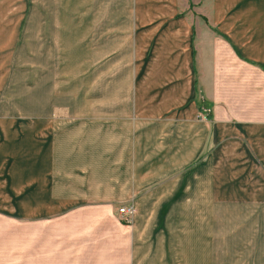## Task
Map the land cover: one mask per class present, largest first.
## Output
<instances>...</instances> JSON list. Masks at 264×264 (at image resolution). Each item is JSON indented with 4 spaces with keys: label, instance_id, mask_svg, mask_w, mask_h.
Wrapping results in <instances>:
<instances>
[{
    "label": "crops",
    "instance_id": "crops-1",
    "mask_svg": "<svg viewBox=\"0 0 264 264\" xmlns=\"http://www.w3.org/2000/svg\"><path fill=\"white\" fill-rule=\"evenodd\" d=\"M55 1L36 26L71 23ZM135 1L125 87L108 65L41 97L36 70L29 114L0 112V264H264V0Z\"/></svg>",
    "mask_w": 264,
    "mask_h": 264
},
{
    "label": "rangeland",
    "instance_id": "rangeland-1",
    "mask_svg": "<svg viewBox=\"0 0 264 264\" xmlns=\"http://www.w3.org/2000/svg\"><path fill=\"white\" fill-rule=\"evenodd\" d=\"M36 1L38 11L32 9ZM46 1H0V19L14 18L17 22L13 35L0 32V112L29 114L36 70L41 97L93 96L100 75H112L101 74V66L117 65L118 72L113 75L118 76L121 87H125L132 79L134 64L140 60L137 45L143 41L132 38V17L137 13H133V3L138 10L137 1L70 0L66 10L71 16L70 24L46 26L43 20L42 25L36 26L31 17L58 16L56 7L47 12ZM189 2L194 7V11H190L199 18V4L194 0ZM61 3V0L55 1V5ZM79 17L84 23L77 21ZM106 17L117 18L119 23L94 24L90 20L102 21L101 18ZM3 27L0 25V31ZM36 27L47 28L49 33L36 35L32 30ZM97 31L102 32L103 40L96 38L100 36L95 34Z\"/></svg>",
    "mask_w": 264,
    "mask_h": 264
},
{
    "label": "built area",
    "instance_id": "built-area-1",
    "mask_svg": "<svg viewBox=\"0 0 264 264\" xmlns=\"http://www.w3.org/2000/svg\"><path fill=\"white\" fill-rule=\"evenodd\" d=\"M118 214L122 217V220H124L125 222H130L134 214V207L133 206L121 207L118 210Z\"/></svg>",
    "mask_w": 264,
    "mask_h": 264
}]
</instances>
